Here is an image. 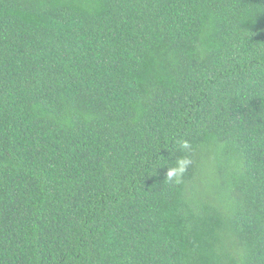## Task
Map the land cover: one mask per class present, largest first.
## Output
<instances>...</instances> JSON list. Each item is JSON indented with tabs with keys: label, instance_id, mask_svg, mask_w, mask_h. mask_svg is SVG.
Segmentation results:
<instances>
[{
	"label": "trees",
	"instance_id": "1",
	"mask_svg": "<svg viewBox=\"0 0 264 264\" xmlns=\"http://www.w3.org/2000/svg\"><path fill=\"white\" fill-rule=\"evenodd\" d=\"M0 264H264V0H0Z\"/></svg>",
	"mask_w": 264,
	"mask_h": 264
},
{
	"label": "clouds",
	"instance_id": "2",
	"mask_svg": "<svg viewBox=\"0 0 264 264\" xmlns=\"http://www.w3.org/2000/svg\"><path fill=\"white\" fill-rule=\"evenodd\" d=\"M182 146L184 148H188L187 142H184V144ZM187 163H188L187 159L177 160V166L169 168L167 170V176H168L169 180L178 179L180 174L184 172L185 166L187 165Z\"/></svg>",
	"mask_w": 264,
	"mask_h": 264
}]
</instances>
